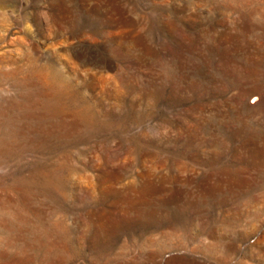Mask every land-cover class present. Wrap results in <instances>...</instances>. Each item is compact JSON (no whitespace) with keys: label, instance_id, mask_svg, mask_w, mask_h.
<instances>
[{"label":"rangeland","instance_id":"1","mask_svg":"<svg viewBox=\"0 0 264 264\" xmlns=\"http://www.w3.org/2000/svg\"><path fill=\"white\" fill-rule=\"evenodd\" d=\"M0 264H264V0H0Z\"/></svg>","mask_w":264,"mask_h":264}]
</instances>
